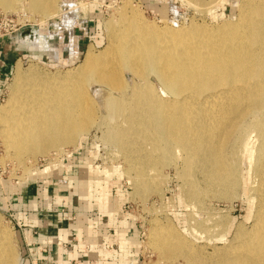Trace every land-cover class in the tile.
<instances>
[{
  "label": "bare ground",
  "instance_id": "obj_1",
  "mask_svg": "<svg viewBox=\"0 0 264 264\" xmlns=\"http://www.w3.org/2000/svg\"><path fill=\"white\" fill-rule=\"evenodd\" d=\"M58 1L0 0V7L4 12L37 13L42 20L57 14ZM239 1L237 17L214 29L193 23L178 29L158 28L123 1L117 22L104 23L109 40L104 55L96 56L89 48L82 62L61 77L25 72L17 63L10 98L0 108L5 151L29 172L25 158L37 160L75 146L96 124V106L86 88L91 82L111 91L108 95L99 89L93 95L103 98L104 120L112 125L109 134L119 147L144 155L147 165H153L156 157L181 156L176 175L188 190V204L199 211L202 196L211 189L218 188L226 196L240 186L242 154L254 148L248 153L256 182L251 181L249 190L257 193L259 205L251 225H239L232 240L214 246L213 254L196 242L200 231L195 213L189 216L191 240L163 222L148 231L147 241L172 262L264 264V0ZM21 37L36 52L44 48L42 35L31 31ZM251 133L256 135L255 143L248 141ZM49 167L38 176L60 170ZM143 182L138 172L133 184ZM207 256L213 258L210 263ZM0 264H22L10 231L1 222Z\"/></svg>",
  "mask_w": 264,
  "mask_h": 264
},
{
  "label": "rangeland",
  "instance_id": "obj_2",
  "mask_svg": "<svg viewBox=\"0 0 264 264\" xmlns=\"http://www.w3.org/2000/svg\"><path fill=\"white\" fill-rule=\"evenodd\" d=\"M123 1L127 2L130 11H137L147 22L157 25L158 28L170 26L174 29L187 27L190 23L214 29L220 26L224 20L237 17L238 9L236 8L240 2L239 0H224L217 6L215 0L209 2L208 0H190L191 2H188L189 0H59L55 5L57 14L47 19L41 20L39 14L25 12L26 20L29 23L26 29L43 35L47 31V25L55 24L65 32L64 36H61V32L58 33V36L55 33V38L48 40L45 34L46 46L44 45V48L38 52L24 45L17 63L25 72L33 70L47 76L61 77L66 71L74 70L82 62L89 48L94 51L96 56L104 55L103 50L109 43L104 23L107 21L117 22L116 19H119L117 15ZM0 12L16 14L19 11L4 12L0 7ZM116 24L115 26L118 27ZM76 28L79 30L76 31ZM83 29H85L84 33H87L88 30L87 36L85 35L86 42L77 49L76 37L84 36ZM69 37L71 38L69 39ZM16 65L4 84L0 108L10 98L9 87L13 82ZM124 74L128 75L126 72ZM150 80L157 89L156 91L159 92L160 85L158 82L152 76ZM86 88L92 95L97 109V111L95 109L96 124L90 128L89 132L82 138H78L75 146L63 147L59 153L49 152L50 156L38 157L37 160L26 161V158H23L25 160L24 166L30 169L29 172L25 171L26 169L19 166L10 157L0 138V180L2 182L5 181L14 185L25 182L34 176V178L41 177L38 176V173L47 167L50 168L49 165H55L62 171L70 156L81 146L89 154L87 163L93 177L106 185L113 195L116 193L120 195L123 213L137 227V242L134 253V262L137 264H184L182 259L175 262L164 259L152 247L148 246V231L156 223L170 222L183 238L191 240L190 218L196 214L194 218L199 222L200 231L196 242L205 248L207 254H213L214 246L223 247L231 241L239 225L248 227L252 224L255 211L259 205L257 193L254 190L252 192L251 189L249 190L252 183L256 182L251 173L253 162L248 153L254 148L245 149L242 154L243 165L240 167V186L232 189L231 194L228 192L226 196L222 195V190L218 188L211 189L204 194L205 197L202 196L203 202L201 204L203 206H201L203 208H200L199 211V208L195 209L188 204L189 201L185 197L188 190L183 187L184 181L176 175V171L182 167L181 156L175 153L168 158L156 157L153 165H147L144 162V155L137 156L127 148L119 147L109 134L113 129L112 125H109L108 119L104 120L107 113L106 108L104 109L105 106L101 104L103 98L93 95L94 91L99 89L106 91L105 94L108 95L111 91L106 86L94 82L86 85ZM254 135V133L249 134L248 141H255L256 135ZM176 156H178V160ZM173 157L176 160H173ZM175 166L178 167L175 168ZM60 170L51 176H59ZM138 172L142 173L144 182L136 185L133 184V180ZM181 188L183 191L180 190ZM0 222L10 231L17 257L22 260L21 245L12 215L0 209ZM205 259L208 260V263L213 260L210 256L209 258L208 256L205 257Z\"/></svg>",
  "mask_w": 264,
  "mask_h": 264
},
{
  "label": "crops",
  "instance_id": "obj_3",
  "mask_svg": "<svg viewBox=\"0 0 264 264\" xmlns=\"http://www.w3.org/2000/svg\"><path fill=\"white\" fill-rule=\"evenodd\" d=\"M54 25H47L41 34L45 41L54 39L55 33L64 36ZM84 30L83 37H76L77 49L86 42L88 30ZM21 36L22 32L0 38V100L27 46ZM88 157L80 146L58 177L30 178L14 185L0 180V209L12 215L16 228H22H17L22 264H137V227L123 213L120 195H113L93 177Z\"/></svg>",
  "mask_w": 264,
  "mask_h": 264
},
{
  "label": "built area",
  "instance_id": "obj_4",
  "mask_svg": "<svg viewBox=\"0 0 264 264\" xmlns=\"http://www.w3.org/2000/svg\"><path fill=\"white\" fill-rule=\"evenodd\" d=\"M25 14L26 13H24L23 11H19L16 14H6L0 12V38L10 37L24 31L29 26ZM63 220H68V217L64 216ZM17 228L20 231L22 230V228L18 225ZM113 246H115L114 243L107 245L106 248L109 249L110 247Z\"/></svg>",
  "mask_w": 264,
  "mask_h": 264
},
{
  "label": "water",
  "instance_id": "obj_5",
  "mask_svg": "<svg viewBox=\"0 0 264 264\" xmlns=\"http://www.w3.org/2000/svg\"><path fill=\"white\" fill-rule=\"evenodd\" d=\"M30 34H31V29H25L24 31H22V36L30 35Z\"/></svg>",
  "mask_w": 264,
  "mask_h": 264
}]
</instances>
